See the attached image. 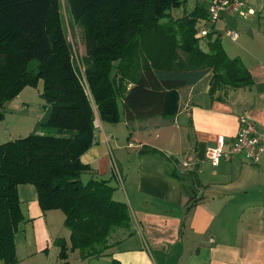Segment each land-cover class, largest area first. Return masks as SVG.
<instances>
[{
  "label": "trees",
  "instance_id": "1",
  "mask_svg": "<svg viewBox=\"0 0 264 264\" xmlns=\"http://www.w3.org/2000/svg\"><path fill=\"white\" fill-rule=\"evenodd\" d=\"M83 28L87 54L75 65L61 0H0V121L8 99L43 81L50 106L45 126L64 136L30 134L0 144V260L16 264V234L24 221L18 189L32 185L43 211L60 210L71 232V250L82 259L112 247L118 230L132 234L127 203L114 199L107 180L81 178L91 168L81 158L95 144L97 119L128 124L175 114L178 90L212 73L210 92L251 86L240 59L226 53L220 35L201 34L207 5L173 18L188 0H68ZM209 5V0H207ZM167 20V21H166ZM215 34V37L213 36ZM207 39V48L201 45ZM82 77H85L84 85ZM174 112H168V107ZM66 260L65 240H58Z\"/></svg>",
  "mask_w": 264,
  "mask_h": 264
},
{
  "label": "crops",
  "instance_id": "2",
  "mask_svg": "<svg viewBox=\"0 0 264 264\" xmlns=\"http://www.w3.org/2000/svg\"><path fill=\"white\" fill-rule=\"evenodd\" d=\"M247 3L254 12L247 19L222 18L224 35L236 31L238 40L220 37L228 56L251 73V86L212 95L209 73L178 90L170 117L128 124L120 100L119 123L96 121L95 144L81 158L91 168L86 179L115 188L114 199L130 208L132 234L118 230L104 254L82 259L71 250L64 213L43 211L35 187L21 185L16 264H264V153L258 165L233 156L216 167L206 155L221 138L225 149L233 145L243 114L264 132V3ZM160 155L165 162H152ZM62 239L66 260L57 244Z\"/></svg>",
  "mask_w": 264,
  "mask_h": 264
},
{
  "label": "rangeland",
  "instance_id": "3",
  "mask_svg": "<svg viewBox=\"0 0 264 264\" xmlns=\"http://www.w3.org/2000/svg\"><path fill=\"white\" fill-rule=\"evenodd\" d=\"M259 3V6L263 5L264 0H254ZM187 4L182 7H176L171 12L173 18H180L185 14H189L195 4L199 3L209 7L207 0H188ZM256 6V5H255ZM61 14L64 22V29L73 50V58L75 65L78 67L81 65V72L84 74V65L82 59L87 54V43L83 28L75 24L72 20L70 13V6L68 0H61ZM167 21V20H166ZM217 23V22H216ZM215 23V24H216ZM224 20H219L218 23H207V27L203 26V23L199 24V29L206 28L211 33H216L220 36H225V27L223 25ZM224 30V31H223ZM215 37V34L213 35ZM226 37V36H225ZM223 39L228 41V38ZM222 41V40H221ZM201 45L204 49L207 48V39L202 40ZM80 63V65H78ZM84 85L86 84L85 77H82ZM43 81H40L36 87H25L20 94L14 99H8L4 102L1 111L4 114V118L0 121V144L24 138L30 134H46L54 136H64L65 133H60L59 130L45 126V123L50 116V106L42 98ZM166 159L160 155L154 157L155 164L165 162ZM167 168V165H162V168ZM156 169V168H154ZM86 174L81 178L82 182L87 183ZM120 184V182H119ZM122 188V184H120Z\"/></svg>",
  "mask_w": 264,
  "mask_h": 264
},
{
  "label": "built area",
  "instance_id": "4",
  "mask_svg": "<svg viewBox=\"0 0 264 264\" xmlns=\"http://www.w3.org/2000/svg\"><path fill=\"white\" fill-rule=\"evenodd\" d=\"M208 12L210 22L213 24L221 20L224 15L247 19L254 13L248 8L247 0H209ZM208 33L209 30L206 28L201 30L204 36ZM226 36L232 41H237L239 38L238 32L233 30L226 31ZM224 146L225 141L221 138L215 147L208 148L206 152L208 160L214 167L219 165L221 159H229L233 156H242L247 162L258 165L264 153V132L258 128L255 120L243 114L239 118L236 141L229 149H225Z\"/></svg>",
  "mask_w": 264,
  "mask_h": 264
}]
</instances>
